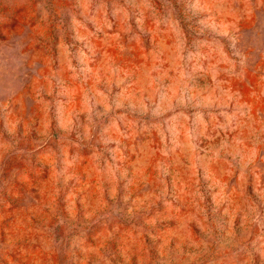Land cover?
I'll return each instance as SVG.
<instances>
[{
  "label": "rangeland",
  "instance_id": "rangeland-1",
  "mask_svg": "<svg viewBox=\"0 0 264 264\" xmlns=\"http://www.w3.org/2000/svg\"><path fill=\"white\" fill-rule=\"evenodd\" d=\"M0 264H264V0H0Z\"/></svg>",
  "mask_w": 264,
  "mask_h": 264
}]
</instances>
